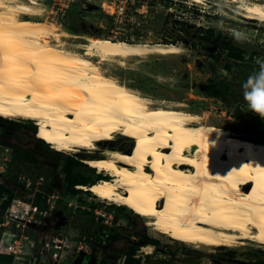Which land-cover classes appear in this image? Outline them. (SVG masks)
I'll use <instances>...</instances> for the list:
<instances>
[{"label":"bare ground","instance_id":"6f19581e","mask_svg":"<svg viewBox=\"0 0 264 264\" xmlns=\"http://www.w3.org/2000/svg\"><path fill=\"white\" fill-rule=\"evenodd\" d=\"M230 1L241 3L236 14L262 22L254 17L264 16V4ZM36 5L0 0V116L34 121L41 137L63 152L94 154L96 144L116 134L131 139L134 150L114 148L83 160L110 177L83 188L148 225L155 221L175 240L209 247L264 240V143L204 124L180 105H153L99 66L180 53V46L92 38L81 54L64 48L52 26L20 17L34 15ZM143 249L150 253L151 245Z\"/></svg>","mask_w":264,"mask_h":264},{"label":"rangeland","instance_id":"374dc122","mask_svg":"<svg viewBox=\"0 0 264 264\" xmlns=\"http://www.w3.org/2000/svg\"><path fill=\"white\" fill-rule=\"evenodd\" d=\"M29 1L36 2L37 10L34 15L20 17L52 26L56 33L61 34L60 43L64 48L81 54L86 52L85 45L92 38L149 45L176 42L181 48L180 53H149L124 60L103 61L99 66L106 75L147 97L153 105H180L178 108L201 116L204 124L229 130L235 138L264 141V138L247 129L246 122L249 120L233 117L234 107H225L221 101L207 96L200 88L211 75L210 70L214 68L209 63L215 52L198 44H206L199 42L200 38L196 36L198 27L212 29L214 34L226 35L235 45L246 51V58L252 64V69H245V81L251 73L259 69L258 61H264V22L236 14L234 10L241 3L230 0L226 5L223 0H202L201 3L193 0H17L22 3ZM245 1L264 4V0ZM218 6L222 11H218ZM181 21L187 23L185 29L188 31L181 29ZM234 28L244 31L248 39L243 43H236L230 34ZM52 37L47 40L50 44H56ZM183 39L186 43L182 42ZM215 70L225 74L220 67H215ZM14 120L24 126L0 134V183L13 188L12 198L26 199L31 204L35 203L36 194H40V200L35 204L42 207L45 215L40 218L39 224L30 223L19 228L22 237L28 235L31 241L35 240L32 248L26 241L21 240L23 248L19 251L12 246L15 236L9 233L11 220H8L7 208L1 209L3 198L0 197V223L8 220L7 224L0 225V254L14 251L19 255L17 257L12 254L11 264H73L71 256L83 250L81 247L77 251V248L84 241L79 232L70 227L80 228L90 224L98 228H114L126 242H138L136 260L140 264H150L152 261H161L159 264H228L221 259L227 253L230 257L247 260L252 264H264V240L261 238L241 240L231 246H194L175 240L158 230L154 226L155 221L153 225H148L145 218L127 207L99 199L92 191L83 188L90 186L85 181L98 180L96 169L83 160L103 157L101 152L114 148L134 150L137 144L131 139L127 140L125 136L116 134L114 142L96 144L94 154H89L86 149L63 152L52 148L48 141L41 146L36 145V139L42 137L40 132L35 134L31 130L30 124L35 125V129L40 128L34 121L20 118ZM17 149H21L20 152L31 151V160L15 156ZM44 151L59 152L58 164L55 165ZM68 157L80 163L73 167V172L79 173L82 182L73 186V190L65 189L67 183L64 174ZM102 174L103 178H110L105 172ZM15 175L16 182L13 181ZM19 175L22 176L21 179L29 178L33 182L28 190L17 182ZM39 177H43L40 184ZM22 207L25 205H20L19 209L22 210ZM58 217L64 219L65 227L59 229L56 225L57 228L50 229ZM143 230L158 241L156 245H151L150 253L143 249L147 245L139 242V235L133 234V231ZM40 240L39 247L37 244ZM45 241L48 246L41 250ZM56 243L61 247L55 248ZM196 251L201 252V255H196ZM126 259H131L130 255ZM122 260L116 264H121Z\"/></svg>","mask_w":264,"mask_h":264},{"label":"trees","instance_id":"16d2710c","mask_svg":"<svg viewBox=\"0 0 264 264\" xmlns=\"http://www.w3.org/2000/svg\"><path fill=\"white\" fill-rule=\"evenodd\" d=\"M181 24V29H185L187 27V23L184 21L179 22ZM185 25V27H183ZM196 36L200 39L199 42H206L198 43L203 48L209 51H213L211 55L212 61H210V65L214 67L210 70V76L207 78L205 83L201 85V90L209 97L216 98L221 101L225 107H234L235 111L233 113V117L238 119H246L249 120L246 122L247 129L256 135H259L261 138H264V119H260L258 116L251 113L248 109L247 104L245 103L242 95V84L245 82L246 73L245 69H252V64L248 63V59L246 58V51L235 45L232 42V39L226 35H222L221 33L214 34L212 29H202L201 27L196 28ZM183 43H186V40H182ZM211 43V44H209ZM172 45H177L176 42H170ZM215 67H220L222 70L225 71V74L218 73L215 70ZM24 126L23 123L19 121H15L13 119L5 118L0 116V134H5L7 130H16L20 127ZM31 130L38 134L39 129L35 125H29ZM47 143L45 139L39 138L36 139V145L41 146L43 143ZM256 143H264L262 139H258L257 141H253ZM10 145V144H9ZM14 147V145H10ZM20 150H16L14 155L17 156L19 159L23 160H31L32 152L31 151H24L20 152ZM44 153L51 157L54 161L55 165L58 164L59 152L57 151H44ZM21 157V158H20ZM80 164L77 160L68 157L65 165V174L64 178L67 183V188L65 189H72L73 186L78 185V182H82L79 173L73 172V167L75 165ZM52 168V165L51 167ZM17 175L13 177V181L16 182ZM107 178V177H106ZM95 181L98 182L103 178L102 176H97ZM87 185H93L94 181H85ZM73 190V189H72ZM13 188L10 186L5 185L4 183H0V197L3 198L1 203V209H5L10 204L13 195ZM37 198L35 203L38 204L40 200V194H36ZM42 208V207H40ZM123 208V207H120ZM133 234L139 235V242H142L143 245H156L158 241L154 238L149 237L145 231H133ZM137 243L132 244V250H134ZM132 252L129 254L131 256ZM12 255L10 254H0V264H11L12 262ZM139 264L138 260L135 259H126L125 264ZM161 262V261H159ZM150 264H159L155 261H152ZM163 264V262L161 263Z\"/></svg>","mask_w":264,"mask_h":264},{"label":"flooded vegetation","instance_id":"af4514ba","mask_svg":"<svg viewBox=\"0 0 264 264\" xmlns=\"http://www.w3.org/2000/svg\"><path fill=\"white\" fill-rule=\"evenodd\" d=\"M111 142H114V140ZM121 151H123L122 148ZM99 175L100 174H98V176ZM102 175L103 174H101V176ZM55 221L57 224L53 223V226L50 227V229L57 228V226L59 229L65 227L64 219H60L58 217ZM70 228L79 232L83 241L86 242V247H84L81 252H77V254L73 253L74 255L72 254L71 259L73 264H116V262L119 263L121 259H123L121 264H125V260L131 252V259L136 260L138 258V255H136V252L138 251V242H136V248L132 250L133 242H126L125 240L121 239L120 234L114 228L103 226L102 228H98L91 224L80 228ZM194 253L196 255H201V252L198 251ZM221 259L224 263L228 264H252V262L247 260L243 261L239 260L238 258L230 257L228 256V253L225 254V256ZM155 262L159 263V261ZM133 264H136V262Z\"/></svg>","mask_w":264,"mask_h":264},{"label":"built area","instance_id":"2783aa9c","mask_svg":"<svg viewBox=\"0 0 264 264\" xmlns=\"http://www.w3.org/2000/svg\"><path fill=\"white\" fill-rule=\"evenodd\" d=\"M22 176H18V180L17 182L21 184L22 187H24L25 189L28 190L29 185L33 184V182L31 181V179L29 178H23L21 179ZM43 177H39V181L38 183L40 184L42 181ZM35 196V193H34ZM28 202V203H27ZM20 205H25V207H22V210H20ZM6 212L8 214V220L10 218L11 222L10 224V230L9 233L12 236H15V239L12 241V246L17 248L19 251H21V249L23 248L21 246V240H23V242L26 241V243H28L31 248L35 245V240H30V238L28 237V235L22 237L21 232H20V227L24 228L27 226V224H39L40 223V218L45 215V211L40 208L37 204H31L30 201H26V199H20V198H12L10 201L9 206L6 209ZM39 218V219H36ZM5 219L7 220V218L5 217ZM8 220L5 222L6 224L8 223ZM5 223H0V225L5 224ZM23 238V239H22ZM60 241V240H59ZM40 243H38L37 245L40 247L41 245V240L39 241ZM44 246L41 247V250H43L45 247L48 246L47 242L45 241ZM55 248H59L60 244L56 243L54 245ZM81 247L84 248L86 247V242H83L81 244H79V247L77 248V251L81 250ZM11 252V253H10ZM41 252V251H40ZM5 254H10V255H14V256H19L17 255L18 253L14 252V251H5L3 252ZM34 259H36L35 257H33ZM53 258H56V255H53Z\"/></svg>","mask_w":264,"mask_h":264},{"label":"clouds","instance_id":"9594fccd","mask_svg":"<svg viewBox=\"0 0 264 264\" xmlns=\"http://www.w3.org/2000/svg\"><path fill=\"white\" fill-rule=\"evenodd\" d=\"M226 5L228 0H223ZM218 11L222 9L218 6ZM264 22V16L254 17ZM231 36L236 43H243L248 39L247 34L240 29H231ZM259 69L251 73L242 84V95L251 113L264 119V61H258Z\"/></svg>","mask_w":264,"mask_h":264},{"label":"water","instance_id":"95a60500","mask_svg":"<svg viewBox=\"0 0 264 264\" xmlns=\"http://www.w3.org/2000/svg\"><path fill=\"white\" fill-rule=\"evenodd\" d=\"M128 151H130V149H128Z\"/></svg>","mask_w":264,"mask_h":264},{"label":"snow or ice","instance_id":"6c2138e0","mask_svg":"<svg viewBox=\"0 0 264 264\" xmlns=\"http://www.w3.org/2000/svg\"><path fill=\"white\" fill-rule=\"evenodd\" d=\"M256 11H258V10H256Z\"/></svg>","mask_w":264,"mask_h":264}]
</instances>
